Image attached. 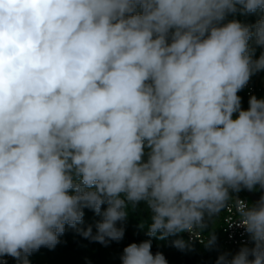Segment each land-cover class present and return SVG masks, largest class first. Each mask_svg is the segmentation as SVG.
<instances>
[{
    "label": "clouds",
    "instance_id": "obj_1",
    "mask_svg": "<svg viewBox=\"0 0 264 264\" xmlns=\"http://www.w3.org/2000/svg\"><path fill=\"white\" fill-rule=\"evenodd\" d=\"M238 5L264 12V0H0V256L29 264L65 225L120 241L141 202L148 236L195 232L229 190L264 188V99L243 110L237 94L264 70L249 47H264V16L221 26ZM104 204L95 236L77 227ZM237 205L254 246L217 264H264V196ZM120 259L167 264L151 240Z\"/></svg>",
    "mask_w": 264,
    "mask_h": 264
},
{
    "label": "trees",
    "instance_id": "obj_2",
    "mask_svg": "<svg viewBox=\"0 0 264 264\" xmlns=\"http://www.w3.org/2000/svg\"><path fill=\"white\" fill-rule=\"evenodd\" d=\"M236 13H229L221 22V26L232 20L239 21L244 25H255L264 16V12L243 13L242 6H237ZM137 11H140L138 8ZM249 47L255 49L253 59H258L264 53V47L255 43L253 37L249 41ZM254 81L262 87L261 95L264 96V85L261 79L264 77V70L255 72L252 76ZM241 97V108L247 110L249 107V97L245 90L241 89L238 93ZM236 118V117H233ZM147 152V148L145 149ZM70 190V194H71ZM233 192L229 191V195ZM240 196L247 197L243 191L237 192ZM107 208V204L101 206V214H97L92 209L85 208L83 222L77 227L87 229L92 228V236L97 234L96 225L103 217L102 213ZM128 216L124 221H118L117 227L124 228V237L120 241H109L106 245L93 240L91 237L85 238L76 229L65 225V232L59 237V243L54 248L40 247L27 256L29 264H122L121 256L123 249L131 243H141L151 240V252L155 255L160 252L164 255L167 264H212L219 255L221 223L224 209L215 217L209 219L205 216L206 227L199 229L204 235L210 237L209 241L199 244L189 242L184 232L170 235L164 239H159V233L155 237L148 236V226L150 224V212L146 205L141 202L134 209L131 205L126 209ZM214 237V239H213ZM219 239V240H218ZM184 241V248L174 246V241ZM14 264H21L16 258Z\"/></svg>",
    "mask_w": 264,
    "mask_h": 264
},
{
    "label": "built area",
    "instance_id": "obj_3",
    "mask_svg": "<svg viewBox=\"0 0 264 264\" xmlns=\"http://www.w3.org/2000/svg\"><path fill=\"white\" fill-rule=\"evenodd\" d=\"M243 89L249 98L254 95L257 99H264V96L261 95L262 87L258 82L254 81L252 77H250ZM237 115L238 113H234L233 117ZM229 191L233 192L232 195H230L232 199L224 208L219 250L221 251L223 248L225 250L224 254H227L228 258L231 259L232 256L239 252L241 247L247 246L251 248L254 246V243L250 238V234L246 232V229L239 221V209L237 205V200H239L251 207L250 202L247 197L240 196L236 191ZM185 233L189 242L202 244L210 240V237L204 235L199 229L195 230V232L185 231ZM221 255V252H219V255L212 264H217V260ZM249 259H253V257L250 256ZM14 260L15 258L11 256H0V264H14Z\"/></svg>",
    "mask_w": 264,
    "mask_h": 264
},
{
    "label": "rangeland",
    "instance_id": "obj_4",
    "mask_svg": "<svg viewBox=\"0 0 264 264\" xmlns=\"http://www.w3.org/2000/svg\"><path fill=\"white\" fill-rule=\"evenodd\" d=\"M261 84L264 85V77L263 79H261ZM249 190V189H248ZM240 191H243L245 193V195L247 196L249 202H250V205L253 206L256 204V202L254 201V199L249 195L247 194L243 188L241 187ZM251 193H254L256 195H260V185H256L253 189L249 190ZM221 254H224L225 250L222 248L221 249Z\"/></svg>",
    "mask_w": 264,
    "mask_h": 264
},
{
    "label": "water",
    "instance_id": "obj_5",
    "mask_svg": "<svg viewBox=\"0 0 264 264\" xmlns=\"http://www.w3.org/2000/svg\"><path fill=\"white\" fill-rule=\"evenodd\" d=\"M241 187L247 194H249L254 199L256 203L261 199L262 196H264V188L260 187V195H256L254 193H251L247 188H244L243 186Z\"/></svg>",
    "mask_w": 264,
    "mask_h": 264
}]
</instances>
